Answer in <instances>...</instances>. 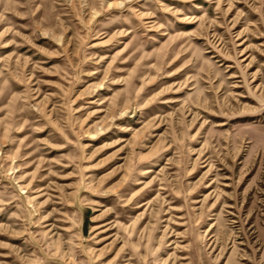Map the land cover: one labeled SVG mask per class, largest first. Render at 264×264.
Here are the masks:
<instances>
[{"label": "rangeland", "instance_id": "rangeland-1", "mask_svg": "<svg viewBox=\"0 0 264 264\" xmlns=\"http://www.w3.org/2000/svg\"><path fill=\"white\" fill-rule=\"evenodd\" d=\"M0 264H264V0H0Z\"/></svg>", "mask_w": 264, "mask_h": 264}]
</instances>
